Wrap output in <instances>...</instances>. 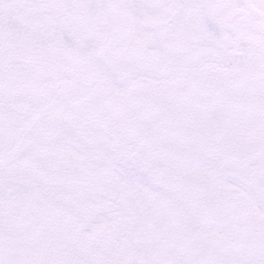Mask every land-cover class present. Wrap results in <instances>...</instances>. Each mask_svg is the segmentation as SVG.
Instances as JSON below:
<instances>
[{"label":"snow or ice","instance_id":"obj_1","mask_svg":"<svg viewBox=\"0 0 264 264\" xmlns=\"http://www.w3.org/2000/svg\"><path fill=\"white\" fill-rule=\"evenodd\" d=\"M0 264H264V0H0Z\"/></svg>","mask_w":264,"mask_h":264}]
</instances>
